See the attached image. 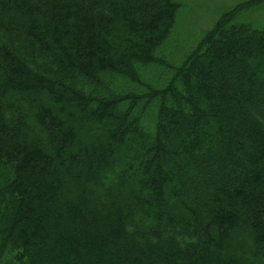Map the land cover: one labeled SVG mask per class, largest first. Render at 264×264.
Instances as JSON below:
<instances>
[{
  "label": "trees",
  "instance_id": "trees-1",
  "mask_svg": "<svg viewBox=\"0 0 264 264\" xmlns=\"http://www.w3.org/2000/svg\"><path fill=\"white\" fill-rule=\"evenodd\" d=\"M263 2L0 0V264H264Z\"/></svg>",
  "mask_w": 264,
  "mask_h": 264
},
{
  "label": "rangeland",
  "instance_id": "rangeland-1",
  "mask_svg": "<svg viewBox=\"0 0 264 264\" xmlns=\"http://www.w3.org/2000/svg\"><path fill=\"white\" fill-rule=\"evenodd\" d=\"M180 5L170 41L173 55L180 50L184 55L213 27L221 15L236 5L250 3L252 0H174ZM264 1V0H263ZM264 3V2H263ZM149 6V5H148ZM147 5L145 7H148ZM150 7V6H149ZM240 22L252 25L254 28L264 26V5L243 14ZM180 46V49L176 46ZM1 176V175H0ZM4 177H0V189Z\"/></svg>",
  "mask_w": 264,
  "mask_h": 264
}]
</instances>
